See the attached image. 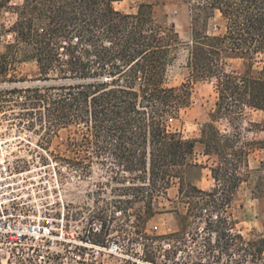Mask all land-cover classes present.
<instances>
[{"label": "trees", "instance_id": "1", "mask_svg": "<svg viewBox=\"0 0 264 264\" xmlns=\"http://www.w3.org/2000/svg\"><path fill=\"white\" fill-rule=\"evenodd\" d=\"M11 1L0 0V13L9 9L16 16L9 30L14 40L0 55V75L8 61L36 63L39 80L51 83L8 92L48 133L70 132L73 156L64 161L86 173L96 162L112 173L111 180L122 185L113 218L133 211L144 228L162 213L157 200L178 185V206L169 211L178 230L154 238L143 234L169 246L147 251L144 261L156 264L163 251L161 264H264V232L243 237L231 212L243 184L264 201V118L243 126L248 112L264 114V0H190L186 44L173 27L157 23L150 4L125 14L114 7L121 0H22L14 7ZM216 13L223 30L211 35L207 22ZM2 34L0 24V39ZM181 47L187 74L170 86L169 68ZM198 82L212 84L214 109L199 138L184 139L169 124L190 106ZM250 133L263 136L249 139ZM196 144L209 164L195 162ZM257 152L251 168L249 157ZM193 168L209 171L211 189L186 181ZM104 229L106 235L112 230L101 223Z\"/></svg>", "mask_w": 264, "mask_h": 264}, {"label": "rangeland", "instance_id": "2", "mask_svg": "<svg viewBox=\"0 0 264 264\" xmlns=\"http://www.w3.org/2000/svg\"><path fill=\"white\" fill-rule=\"evenodd\" d=\"M22 0H12L16 6ZM190 0H121L114 4L117 11L135 14L139 5L150 4L158 24L170 28L178 34L184 44L190 42ZM16 16L11 10L0 13L3 34L0 39V55L6 46L13 42L9 32ZM223 30V21L215 14L207 22L206 32L218 34ZM186 51L180 48L177 59L169 68L170 86H178L186 77ZM2 60H0V66ZM9 62L8 71L0 75V149L9 151L0 155L7 167L6 176L12 178L2 183L5 215H22L33 211L35 216L43 218L54 228L58 241L51 248L44 242L26 240L20 245H13L8 239L0 237V264H150L144 261L146 252L161 247L169 250L167 242L147 239L143 234L154 238L178 230L175 216L169 211L178 206V185L171 187L164 198L157 200L162 213L156 214L140 228L133 211L130 216L115 214L113 206L121 200L122 185L112 181V173L94 162L86 173L77 169L66 159L72 158L67 149L70 132L59 130L48 133L47 126L35 118L24 115L18 105V95L8 91L34 86H44L51 82L39 80L38 68L32 60ZM239 68V61H232ZM23 100V99H22ZM216 96L211 83L198 82L191 94V104L182 110L176 120L169 124V130L184 139H198L202 124L209 121V114L214 109ZM264 118L261 112H248L244 127L260 123ZM224 129L226 122L218 124ZM262 134H248V138H262ZM195 159L198 164H209L202 156V148L196 144ZM260 153L249 157L250 167H254ZM186 181L202 190H209L214 182L207 169H190ZM9 184V186H3ZM139 205L136 204L134 208ZM232 217L236 230L245 238L258 236L264 232V201L256 199L249 186L243 184L232 202ZM111 227L109 235L100 231V224ZM116 243L118 250L109 252L111 243ZM102 248V249H99ZM161 252L160 261L165 260ZM183 258L184 254L180 253ZM183 260V259H182ZM180 260L178 264L183 261ZM168 264H172L169 260Z\"/></svg>", "mask_w": 264, "mask_h": 264}, {"label": "built area", "instance_id": "3", "mask_svg": "<svg viewBox=\"0 0 264 264\" xmlns=\"http://www.w3.org/2000/svg\"><path fill=\"white\" fill-rule=\"evenodd\" d=\"M9 151V148L0 149V155ZM7 167L0 162V237L8 239L13 245H20L23 241L32 240L44 242L46 248L53 247L58 241L54 228L43 218L35 216L33 211H25L22 215H5L2 183L12 178L6 176ZM9 186V184L3 185ZM102 249V248H99ZM103 250V249H102ZM109 252L118 250L116 243H111L107 249Z\"/></svg>", "mask_w": 264, "mask_h": 264}]
</instances>
